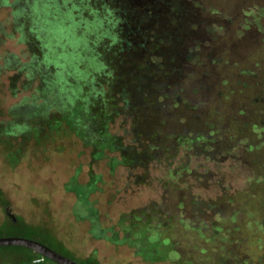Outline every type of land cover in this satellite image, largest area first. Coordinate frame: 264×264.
<instances>
[{
	"label": "rangeland",
	"instance_id": "obj_1",
	"mask_svg": "<svg viewBox=\"0 0 264 264\" xmlns=\"http://www.w3.org/2000/svg\"><path fill=\"white\" fill-rule=\"evenodd\" d=\"M119 3L0 0V129L24 121L37 124L31 114L45 104L67 105L79 86L95 85L93 75L101 74L100 86L108 91L114 83L108 72L115 71L120 74L115 87L123 84L127 104L120 101L119 90L112 92L118 98L113 105L117 112L126 105L128 113L118 112L110 131L136 160L124 165L120 152H105L96 160L75 136L40 147L36 138L20 132L0 136L1 200L9 205L7 214L0 208V238L34 240L79 264L89 256L99 264H173L180 259L264 264V0H162L157 22L162 35L174 36L164 40L162 49L168 46L169 69L182 68L174 71L176 78L159 71L160 60L138 48L117 53L120 39H126ZM174 78L189 97L195 90L202 104L197 112L201 119L210 118L209 129L217 132L153 160L135 141L134 128L144 124L137 105L148 113L153 95L167 90L156 82L170 84ZM231 110V116H223ZM169 116L165 129L179 131L177 115ZM186 120L188 129L203 128L193 118ZM39 131L43 141L47 127ZM6 151L20 159L16 167L4 163ZM72 176L81 183L99 181L101 191L89 200L96 203L102 227L150 209L179 219L170 222L176 227L175 254L148 263L127 243L97 237L90 218L92 228L76 218L87 217L85 208L74 207V195L63 190ZM156 220L165 222L158 213ZM200 221L208 229L204 235L190 230L199 228ZM26 253L0 248V264H21L18 256Z\"/></svg>",
	"mask_w": 264,
	"mask_h": 264
},
{
	"label": "trees",
	"instance_id": "obj_2",
	"mask_svg": "<svg viewBox=\"0 0 264 264\" xmlns=\"http://www.w3.org/2000/svg\"><path fill=\"white\" fill-rule=\"evenodd\" d=\"M160 2H162V0H120L117 10L120 13V29L123 30L125 28L126 39H120V50H118L117 53L127 51L129 48L133 47L135 49L138 48L142 50L141 52L149 53L151 57L154 56L160 60L159 71H168L170 76L172 74V76L176 78L177 74L174 73V71H182V68L174 66L169 69V65L166 63L169 51L167 50L168 46L165 50L162 49V47H165L164 40L171 42L174 36L162 35V30L159 28L157 18ZM173 8L170 6V10L165 13L167 19H170ZM171 20L175 21V18ZM113 72L115 71L108 72V76H113L114 82L110 85L108 91L100 86L101 74L93 75L92 79L93 82L95 81V85H90V87L85 86V84L79 86L77 93L74 94L72 100L69 101L67 105L63 103V106L58 107L54 105V103L45 104L39 107L34 114H31L37 117V124L31 125V123L24 121L22 125L17 127L11 126L4 129L1 128L0 136H15L20 132L26 138H36L39 143L41 142L40 144L36 142V147H40L44 142L50 144L54 138H57L55 141L58 142L59 140L75 136L82 141L84 147H89L91 149L93 153L92 156L96 160L103 159L105 157V152H120L122 164L129 165L133 163L136 160L134 159V161H132L129 148H125L110 131V123L113 117L119 113H123V115L128 113L126 105L119 109V113L117 112V108L113 105L118 98H116L112 92H118L119 90L121 91L120 101L127 104L123 94V84H120V87H115L118 85L120 74L115 75ZM116 73L118 72L116 71ZM187 77L190 78L191 74ZM99 78L100 80H98ZM175 78L170 84H166V80L164 79L156 82L158 86H166L167 90L160 91L159 89V91L153 95L154 97L151 100L149 109L150 113L144 111L143 105H137V111L142 114V123L144 122L145 126L141 124L134 128L135 141L141 143L144 149L151 153L150 156L153 160L161 155L168 158L171 153L176 152L183 144H188V142L192 144L195 140L207 138L204 136L206 132L212 135L217 132L209 129L208 123L210 118L201 119L200 113L197 112L202 104L200 99L194 98L198 96H195V90L192 91L193 94L189 97L188 93L184 91L182 82H176ZM44 84L47 85V83ZM155 97L162 98V100L155 101ZM189 98H193V100ZM180 107H182L183 110ZM132 110L134 109L132 108ZM234 112V110H231L229 114L227 113L223 116H231ZM172 114L177 115L178 122L182 124L181 129L177 132L168 128L165 129V124L168 119L171 120L169 115L172 116ZM259 114H261V112ZM31 115L30 117H32ZM137 116L141 115L138 113L136 114V117ZM213 116L214 115H211V117ZM188 117L203 124V128L198 131L188 129L185 126ZM261 119L263 118H261L260 115L259 120ZM259 123H261V121ZM41 126L47 127V134L43 141L39 139V130H41ZM55 141L54 143H56ZM3 151L5 152V150ZM12 155L10 151H6L3 156V161L7 166L16 167L20 159ZM92 181L93 179L86 183H81L77 179V176H72L64 183L63 190L66 193L74 195V207L82 206L85 208L87 217H75L80 221L88 222L90 228H92L91 223L87 220V218H90L94 228L99 232L96 234L97 237L107 239L115 244H121L122 242L127 243L134 250V254L148 263L163 262L175 254V238L173 235H175L176 227L175 224H170V222L172 219L174 221H179V219L158 210L156 213L162 215L165 222L154 221L156 213H151L150 209L129 213L125 217H119L115 224L109 227H102L100 223V213L96 203L95 201L89 200L91 194H95L101 191V189L98 186L99 181L97 179ZM1 192L0 190V208L7 214L9 205L2 202ZM5 220H7L8 224L15 223L13 220ZM183 221L185 222L186 220ZM200 223L202 224L199 228L192 226L190 230L196 231L197 233L200 232L201 235H204L205 230L208 229L205 228L206 223L203 224L201 221ZM212 228H214L213 225ZM214 231L215 233L218 232L216 229ZM218 234L219 233L213 235L217 240L221 238V235L219 237ZM12 248H19L27 252L26 256H18L21 264H43L46 261L50 262L49 260L42 259L39 255L28 249L20 247ZM183 262L187 261L180 259L173 264H183ZM83 264L99 263L95 261L94 257L89 256L84 260ZM187 264H191V262L188 261Z\"/></svg>",
	"mask_w": 264,
	"mask_h": 264
},
{
	"label": "water",
	"instance_id": "obj_3",
	"mask_svg": "<svg viewBox=\"0 0 264 264\" xmlns=\"http://www.w3.org/2000/svg\"><path fill=\"white\" fill-rule=\"evenodd\" d=\"M1 247H20L28 249L42 259L49 260L54 264H79L73 260L55 252L51 248L45 246L44 244L24 238H0V248Z\"/></svg>",
	"mask_w": 264,
	"mask_h": 264
}]
</instances>
